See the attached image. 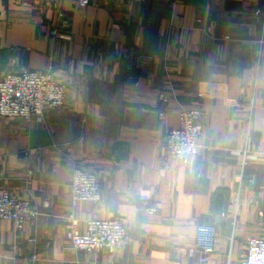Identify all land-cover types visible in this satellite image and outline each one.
<instances>
[{
	"label": "crops",
	"instance_id": "obj_1",
	"mask_svg": "<svg viewBox=\"0 0 264 264\" xmlns=\"http://www.w3.org/2000/svg\"><path fill=\"white\" fill-rule=\"evenodd\" d=\"M59 18L70 39L52 36ZM140 52L156 64L131 87L124 66ZM0 64L1 74L50 70L69 83L63 109L0 116L4 185L40 210L19 232L0 220V264H202L188 255L201 223L217 227L207 264H240L264 220V0H0ZM169 78L159 117L153 100ZM181 107L204 110L203 147L187 166L158 135L179 125ZM76 168L102 179L99 204L76 207L80 229L96 217L129 221L113 256L66 238Z\"/></svg>",
	"mask_w": 264,
	"mask_h": 264
},
{
	"label": "built area",
	"instance_id": "obj_2",
	"mask_svg": "<svg viewBox=\"0 0 264 264\" xmlns=\"http://www.w3.org/2000/svg\"><path fill=\"white\" fill-rule=\"evenodd\" d=\"M61 1V0H59ZM85 8L93 0H74ZM68 22L59 18L51 34L54 37L70 39L65 32ZM226 38H229L227 36ZM157 56L155 53L140 52L124 66L122 81L131 87H137L141 78H150L154 71ZM1 66V64H0ZM69 83L57 81L50 70L23 69L0 73V116L4 118H21L30 121L32 118L42 119L48 109H59L67 106ZM175 85L171 79L164 81L158 88L153 100L159 117H165L167 106L173 98ZM197 97H206L204 88H199ZM204 110L202 107L179 110V125L159 131L158 135L170 158L183 165L200 152L202 145V129L200 120ZM28 150L26 153H29ZM242 172L246 168V155L243 153ZM28 169V178L33 176ZM5 174L0 169V220L11 221L17 232L24 230L30 222H35L39 211L30 198L17 197L4 185ZM71 179V206L65 216L66 238L73 247L88 253H104L113 256L128 235L129 221L123 216L110 218H91L84 221L80 229L81 219L76 216V207L84 201L99 204L102 200V182L97 173L84 168L73 170ZM252 181V180H251ZM49 206L48 202L44 204ZM236 215V213H234ZM217 227L212 223H201L197 226V234L193 245L188 250L189 256L200 255V262L207 264L216 251ZM240 264H264V220L260 229L247 239L246 252Z\"/></svg>",
	"mask_w": 264,
	"mask_h": 264
}]
</instances>
